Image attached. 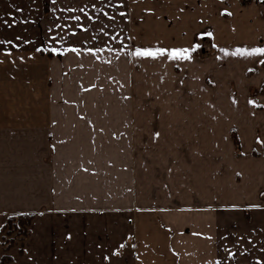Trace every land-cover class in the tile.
Returning a JSON list of instances; mask_svg holds the SVG:
<instances>
[{
	"label": "rangeland",
	"instance_id": "374dc122",
	"mask_svg": "<svg viewBox=\"0 0 264 264\" xmlns=\"http://www.w3.org/2000/svg\"><path fill=\"white\" fill-rule=\"evenodd\" d=\"M121 1L122 9L117 8L120 0H47L44 11L42 0L39 26L44 27L36 37V54L18 69H0V113L10 115L17 129L44 133L37 139L42 141L38 156L50 161L54 155L60 183L73 181L77 194L91 198L92 225L106 221L107 240L119 238L111 230L114 227H122L123 237L128 233L130 240L132 227L151 221L169 227L177 240L181 234L176 232L194 225L201 179L210 183L213 174L219 182L212 192L234 197L252 195L255 176L264 172L248 165L260 152L258 147H248L249 137L240 135L247 126L241 107L220 104L214 119L210 115L216 107L204 104L212 93H222L225 99L241 94L239 89H225L223 80L228 85L243 77L250 79L252 69L233 78L221 69L211 74L206 68L228 62L213 59L226 42H213L208 35L211 30L196 27L194 18H180L179 0H138L132 11L126 9L129 0ZM80 8L94 19L88 20ZM120 12L125 15L121 17ZM105 13L114 19L108 20ZM223 15L226 18L227 12ZM72 16L81 17L79 23L86 31L75 27ZM55 24L63 38L48 48L43 37L49 31L52 35ZM223 27L220 30L225 33ZM73 31V41L66 42ZM69 46L79 52H64ZM137 46L190 48L191 59L128 55ZM93 47L103 50L95 56L83 50ZM52 48L60 51L52 53ZM214 82L219 83L216 90H212ZM259 92L264 93V87ZM71 162L73 169L66 167ZM68 170L74 178L63 180ZM132 195H138V206ZM100 205L105 208L98 209ZM141 211L156 216L147 217ZM162 212L169 217H162ZM16 233L3 234L4 240L16 241L8 249L0 238V264H14L13 249L23 254L30 229L22 244Z\"/></svg>",
	"mask_w": 264,
	"mask_h": 264
},
{
	"label": "crops",
	"instance_id": "0c3cea01",
	"mask_svg": "<svg viewBox=\"0 0 264 264\" xmlns=\"http://www.w3.org/2000/svg\"><path fill=\"white\" fill-rule=\"evenodd\" d=\"M178 3L180 18H194L196 27L211 30L213 42H226L213 59L222 57L228 62L206 68L211 74L221 69L233 78L252 69L250 79L243 77L228 85L227 79L223 80L225 89L226 86L229 90L239 89L241 94L225 99L222 93H212L204 104L216 107V112L210 115L214 119L218 117L220 104L241 107L242 120L247 126L240 135L243 139L249 137L248 147H258L260 152L259 158L248 165L264 170V143H255L257 137L264 141V93L259 92L264 87V64L255 57L225 56L220 51L221 48L232 52L237 47H264V0H179ZM123 6L120 0L117 8ZM137 7L138 0H129L126 5L131 11ZM187 10L194 12L186 13ZM224 12H227L226 18ZM129 19H133L132 12ZM40 20H43L42 0H0V41H4L0 44V69H18L26 64V58L34 57L36 37L44 27L39 26ZM224 24L226 31L222 33L220 28ZM51 30L52 35L49 31L45 38L42 36L48 48L54 47V43L58 45L63 38H59L58 24ZM67 35L66 42L73 41L74 36ZM130 37L132 41L134 35L131 33ZM6 52L10 55H5ZM218 84L214 82L212 90ZM249 99L261 106L249 105ZM11 118L0 113V227L10 215H32L23 254L14 249L10 252L14 264H215L217 260L222 264H255L257 259L264 260V172H258L254 182L250 180L254 184L252 195L220 196L212 192L219 182L213 174L210 183L201 179L196 193L194 225L176 232L181 234L177 240L172 238L169 227L152 221L132 227L130 240L128 233L123 237L122 227H114L111 230L119 233V238L107 240L106 221L92 225L91 198L84 193L77 194L73 181L60 183L59 163L54 155L50 153V161L38 156L42 141L37 139L44 133L17 129L11 125ZM74 166V162L66 165L70 169ZM67 173L62 175L63 180L74 178L73 172ZM133 197L138 206V195H132V200ZM96 200L100 201L99 197ZM103 208L100 205L98 209ZM141 212L147 217L156 216V213ZM162 214L169 217L166 212ZM228 251L233 253L231 258ZM114 252L117 254L113 255Z\"/></svg>",
	"mask_w": 264,
	"mask_h": 264
},
{
	"label": "snow or ice",
	"instance_id": "6c2138e0",
	"mask_svg": "<svg viewBox=\"0 0 264 264\" xmlns=\"http://www.w3.org/2000/svg\"><path fill=\"white\" fill-rule=\"evenodd\" d=\"M53 3H55V0H53ZM95 7V5H93ZM17 11H20V9H17ZM68 11H72V9H68ZM79 11L81 13H84V15L87 17L88 20H93L94 18L91 16H88V14L85 12L84 8H80ZM119 15L123 17L125 14L123 12H120ZM105 16H107L108 20L114 19L112 16H108L107 13H105ZM72 19L77 21V24L75 25L76 28H79L81 31H86L84 29L83 25L79 23L81 17L80 16H72ZM100 31L103 33L105 37H107L109 34L104 30L102 27ZM71 35H76L75 31L71 33ZM208 35H212L211 33H208ZM27 43V41H25ZM4 43V41H0V44ZM8 43H11L10 41ZM15 46V45H13ZM213 47H216L215 45ZM37 51H40V49H36ZM85 53H89L93 56L96 55L97 52L102 51V48H84L83 49ZM52 53H57L60 50L57 48L50 49ZM64 52H74L78 53L79 49L74 46H69L63 49ZM192 49L190 48H164V47H143V46H137L134 48L133 51L129 52L128 55L131 57L137 58V59H151V60H157L160 58L166 57L169 61H176V60H190L191 55L190 52ZM220 51L225 56H232V57H255L257 58L258 62L261 64H264V59H259L261 56H264V47H249V48H243V47H237L234 51L229 52L227 49L221 48ZM5 55H10V53L6 52ZM219 59V57H217ZM235 103V101H233ZM247 103L253 107H260L261 105H258L255 100L249 99ZM158 135V134H157ZM257 143H264L259 137H257ZM210 239V237H209ZM120 247H124L123 244L120 245ZM117 253H113V255H116ZM227 255L231 258L233 256V253L231 251L227 252ZM105 259L107 260L108 257L106 256ZM215 264H222L220 260L215 261ZM255 264H264V260L257 259Z\"/></svg>",
	"mask_w": 264,
	"mask_h": 264
},
{
	"label": "trees",
	"instance_id": "16d2710c",
	"mask_svg": "<svg viewBox=\"0 0 264 264\" xmlns=\"http://www.w3.org/2000/svg\"><path fill=\"white\" fill-rule=\"evenodd\" d=\"M47 10V0H44V11ZM32 220V215L30 214H20V215H10L6 217L4 223L0 227V238L4 245H7L6 248L13 246L12 244L16 242L11 239V237L4 240L3 234H11L15 230L17 232L16 237L18 236L19 242L22 244L27 236L29 235V225Z\"/></svg>",
	"mask_w": 264,
	"mask_h": 264
}]
</instances>
